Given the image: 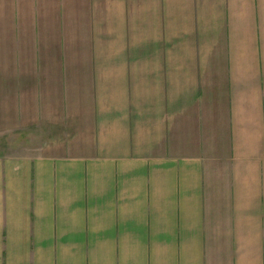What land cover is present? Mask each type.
Masks as SVG:
<instances>
[{
	"label": "crops",
	"instance_id": "obj_1",
	"mask_svg": "<svg viewBox=\"0 0 264 264\" xmlns=\"http://www.w3.org/2000/svg\"><path fill=\"white\" fill-rule=\"evenodd\" d=\"M2 87L0 264H264V0H0Z\"/></svg>",
	"mask_w": 264,
	"mask_h": 264
},
{
	"label": "rangeland",
	"instance_id": "obj_2",
	"mask_svg": "<svg viewBox=\"0 0 264 264\" xmlns=\"http://www.w3.org/2000/svg\"><path fill=\"white\" fill-rule=\"evenodd\" d=\"M0 90V115L3 114L0 119V155L23 156L40 153L39 147L46 146L47 140L52 139V136L47 134L45 128H22L20 112L23 96L20 87L11 88L10 93L5 87ZM5 106L13 110L7 121L4 117Z\"/></svg>",
	"mask_w": 264,
	"mask_h": 264
}]
</instances>
